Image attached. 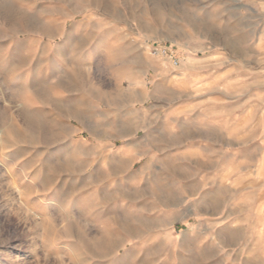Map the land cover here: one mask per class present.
<instances>
[{
  "label": "rangeland",
  "instance_id": "obj_1",
  "mask_svg": "<svg viewBox=\"0 0 264 264\" xmlns=\"http://www.w3.org/2000/svg\"><path fill=\"white\" fill-rule=\"evenodd\" d=\"M0 264H264V0H0Z\"/></svg>",
  "mask_w": 264,
  "mask_h": 264
},
{
  "label": "built area",
  "instance_id": "obj_2",
  "mask_svg": "<svg viewBox=\"0 0 264 264\" xmlns=\"http://www.w3.org/2000/svg\"><path fill=\"white\" fill-rule=\"evenodd\" d=\"M150 54L154 57H161V58H167L168 60H171L173 66L178 65V61L172 56L171 52L161 45H155L150 47Z\"/></svg>",
  "mask_w": 264,
  "mask_h": 264
},
{
  "label": "bare ground",
  "instance_id": "obj_3",
  "mask_svg": "<svg viewBox=\"0 0 264 264\" xmlns=\"http://www.w3.org/2000/svg\"><path fill=\"white\" fill-rule=\"evenodd\" d=\"M219 35V34H218Z\"/></svg>",
  "mask_w": 264,
  "mask_h": 264
}]
</instances>
